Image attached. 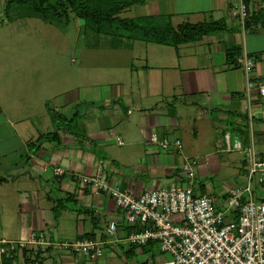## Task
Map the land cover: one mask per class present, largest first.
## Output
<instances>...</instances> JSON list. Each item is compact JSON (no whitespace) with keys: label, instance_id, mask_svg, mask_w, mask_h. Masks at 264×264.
I'll return each instance as SVG.
<instances>
[{"label":"crops","instance_id":"1","mask_svg":"<svg viewBox=\"0 0 264 264\" xmlns=\"http://www.w3.org/2000/svg\"><path fill=\"white\" fill-rule=\"evenodd\" d=\"M5 2L0 0L1 14ZM240 2L147 0L132 6L137 7L135 15L123 17L132 7L127 8L121 17L166 16L174 27L223 20L228 28L176 49L165 45L152 50L147 47L144 58L138 55L141 67L123 62L119 71L118 63L111 64L115 67L110 71L123 72L114 83L93 85L98 91L83 100L86 107L81 99L65 95L56 102L51 117L40 122V128L35 124L33 129H27V139L19 128L22 120L1 105L0 128L10 125L19 144L4 149L9 142L1 138L0 156L14 154L23 159L29 155L30 160L24 168L14 164L17 167L12 171L22 172L23 178L15 176L0 182V240L26 239L33 231H47L52 240H96L105 250L102 257L91 260L52 248L42 264H145L149 260L158 264L161 253L155 244L142 248L129 245L126 237L133 228L124 222L115 201L107 193L83 187L74 180V176L94 175L100 160L105 162L109 184L136 196L178 184L180 166L186 159L196 160L198 182H203L205 193L212 194L217 205L222 206L228 189L243 185L247 178V150L252 147L264 156V97L256 86L259 81L264 83V22H259L260 29L243 31L238 15ZM247 3L252 15L264 14V0ZM116 43V51L136 50L130 40ZM235 47L237 54L228 59L227 53ZM245 54L256 61L249 77L236 62ZM77 108L82 137L63 129L59 131L58 144L48 139L37 153L30 151L27 143L57 131L54 113L70 117ZM153 133L160 139H181L183 150L162 151L150 142ZM55 167L66 174L55 177ZM214 178H225L219 190L215 189ZM204 190L198 185L197 192ZM54 191L56 200L58 196H69L58 218L54 216ZM258 192L264 196V191ZM113 221L117 223L115 235L108 232ZM0 264L28 263L19 253L12 258L0 257Z\"/></svg>","mask_w":264,"mask_h":264},{"label":"built area","instance_id":"2","mask_svg":"<svg viewBox=\"0 0 264 264\" xmlns=\"http://www.w3.org/2000/svg\"><path fill=\"white\" fill-rule=\"evenodd\" d=\"M238 15L243 31L262 27L261 23L252 22L247 0H241ZM236 62L247 77L256 67L255 59L247 54L237 57ZM256 86L264 97V83L259 81ZM117 142L123 144L120 138ZM150 142L168 153L183 150V142L176 137L160 139L153 133ZM246 159L245 183L230 187L222 206L217 205L213 195L197 192L198 162L193 159H186L180 166L178 184L138 196L109 184L104 160L99 161L94 175L74 176V180L83 187L107 193L123 213L124 222L133 228L126 237L129 245L142 248L155 244L161 253L158 264H264V196L258 192L264 191V156L251 147ZM65 174L62 168L53 169L54 176ZM116 230L117 223L113 221L108 232L115 235ZM52 248L91 260L105 253L103 244L96 240L59 242L52 240L47 231H33L26 239H1L0 257L12 258L20 253L28 264H42ZM145 264L154 263L149 260Z\"/></svg>","mask_w":264,"mask_h":264},{"label":"rangeland","instance_id":"3","mask_svg":"<svg viewBox=\"0 0 264 264\" xmlns=\"http://www.w3.org/2000/svg\"><path fill=\"white\" fill-rule=\"evenodd\" d=\"M5 1L3 13H0V106L9 110L12 116L16 114L15 117L19 121L22 120L19 128L23 129L25 138H28L27 129H33L35 124L40 128V122L44 118L51 117L53 109L56 110V102H60L65 95L66 98L81 99L83 106L86 107L88 104L86 102L84 104L83 100L88 96L93 97L98 91L93 85L114 83L115 78L123 72L110 71L109 68L115 67L111 64L118 63L119 71H122L123 62L141 67L139 54L144 58L147 47L152 50L163 46L130 40V43L135 44L136 50L131 52V48L128 50L123 48L122 51L120 49L116 51L113 43L129 40L119 38L115 40L108 35L86 29L84 23L71 13L69 21L44 22L39 18H24L23 10L17 8L10 12L6 7L7 0ZM53 2L55 0H50V3ZM136 8L132 7L130 13L124 12L122 16L135 15ZM1 10L0 6V12ZM165 46L176 49L174 46ZM130 67L131 65L127 67L128 71ZM77 110L78 108L74 110L75 113ZM80 119L78 114L71 123L60 118L58 122L63 127L70 124L73 130L82 133ZM1 127L3 128H0V139L9 142L4 149L18 146L19 142L10 125L4 124ZM40 144L41 142L37 145ZM13 155H1L0 165L6 166L0 168L11 169L17 166L24 168L23 165L27 163L25 156L21 159L18 155ZM15 163L17 166H14ZM20 173L22 174V172L6 173L0 170V179L15 178V176L23 178ZM245 181L246 179L244 183ZM224 183L225 178H214L216 190H219ZM56 194L55 191L52 193L53 199L56 198Z\"/></svg>","mask_w":264,"mask_h":264},{"label":"trees","instance_id":"4","mask_svg":"<svg viewBox=\"0 0 264 264\" xmlns=\"http://www.w3.org/2000/svg\"><path fill=\"white\" fill-rule=\"evenodd\" d=\"M54 1V0H53ZM147 0H7V8L10 12L17 8L23 10L24 18H39L44 22L69 21V16L73 14L80 19L86 29H90L97 34H105L113 38L128 39L133 41H144L158 45H168L178 47L182 44L194 43L203 39V37L224 31L228 28L225 21H210L197 24L183 23L174 27L170 17L166 16H145L135 18H123L121 14L127 9L137 4L145 3ZM7 10V9H6ZM71 13V14H70ZM10 15V13L8 14ZM252 22H264V14H253ZM238 48H234L227 53L228 59L237 54ZM70 117L63 114L54 113L52 119L56 125V132L42 135L37 143L28 145L30 151L37 153L44 141L50 139L52 142L59 143V131L65 130L71 135L82 137L80 132L73 130L70 124L60 126L58 119L73 122L78 113L71 112ZM78 130V129H77ZM41 142L40 145H37ZM26 160L30 157L27 155ZM22 167V166H21ZM14 168H11L12 171ZM57 177V176H55ZM5 181L4 178L0 182ZM199 186L203 187V182L199 181ZM205 190L204 193L205 194ZM208 194V193H207ZM212 195V194H210ZM69 196L57 198L54 207V216L58 218L63 202L68 200ZM133 230V229H131ZM26 256V253H24Z\"/></svg>","mask_w":264,"mask_h":264},{"label":"water","instance_id":"5","mask_svg":"<svg viewBox=\"0 0 264 264\" xmlns=\"http://www.w3.org/2000/svg\"><path fill=\"white\" fill-rule=\"evenodd\" d=\"M0 170H1V171H5V172H8V171H9L8 168H4V169H3V168H0Z\"/></svg>","mask_w":264,"mask_h":264},{"label":"flooded vegetation","instance_id":"6","mask_svg":"<svg viewBox=\"0 0 264 264\" xmlns=\"http://www.w3.org/2000/svg\"><path fill=\"white\" fill-rule=\"evenodd\" d=\"M8 172H9V171H8ZM8 172H7V173H8Z\"/></svg>","mask_w":264,"mask_h":264}]
</instances>
